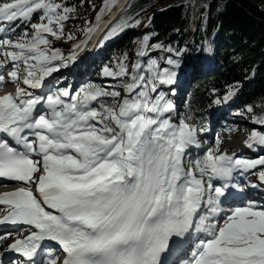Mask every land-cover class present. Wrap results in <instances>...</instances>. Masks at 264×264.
<instances>
[{
  "label": "snow or ice",
  "instance_id": "6c2138e0",
  "mask_svg": "<svg viewBox=\"0 0 264 264\" xmlns=\"http://www.w3.org/2000/svg\"><path fill=\"white\" fill-rule=\"evenodd\" d=\"M114 3L106 0L97 20ZM74 11L62 0H0V87L5 72L17 85L0 95V178L21 182L0 194V226L18 234L6 251L21 258L8 264H264V205L248 201L234 177L259 168L264 184V156L229 155L219 138L190 155L204 128L190 117L173 120L175 105L162 90L177 83V61L105 66L123 96L93 83L46 96L19 87H45L75 63L85 42L66 56L49 39L65 38ZM17 21L27 25L20 33ZM139 23L121 20L101 40ZM163 47L145 36L137 56ZM253 123L264 126V116ZM246 146L264 147V133L253 130Z\"/></svg>",
  "mask_w": 264,
  "mask_h": 264
},
{
  "label": "trees",
  "instance_id": "16d2710c",
  "mask_svg": "<svg viewBox=\"0 0 264 264\" xmlns=\"http://www.w3.org/2000/svg\"><path fill=\"white\" fill-rule=\"evenodd\" d=\"M63 4L73 8L71 18L65 24V38L52 40V47L62 50L63 42L75 43L84 40L89 27H95L105 17L101 16L106 0H62ZM120 0H115L114 8ZM127 19L129 23L140 21L138 26L130 27L113 36L104 50L103 66L115 67L120 60L133 64L134 54L142 40V34L149 37L151 44L165 41L171 35L174 49L182 54V48L191 37V53L200 52L213 32L217 39L232 34L229 43L222 42L219 53L221 68L209 79H202L196 85V107L204 100L217 101L234 89L243 93V106L253 111L264 109V0H131L119 21ZM32 22H38V14ZM117 22V23H118ZM116 23V24H117ZM16 32L20 33L27 25L17 21ZM143 30V33H142ZM28 31H31L28 28ZM71 33L75 39L67 40ZM103 67V69H104ZM94 69H97L96 66ZM98 70V69H97ZM250 79L251 82L246 80ZM114 88H117L115 86Z\"/></svg>",
  "mask_w": 264,
  "mask_h": 264
},
{
  "label": "rangeland",
  "instance_id": "374dc122",
  "mask_svg": "<svg viewBox=\"0 0 264 264\" xmlns=\"http://www.w3.org/2000/svg\"><path fill=\"white\" fill-rule=\"evenodd\" d=\"M176 35H177V34H176ZM144 37H145V36H143V38H144ZM142 40H143V39H142ZM142 40H141V41H142ZM169 43H170V41H168V40H167V43H161L164 47H163L162 49H160L161 51H159V52L162 54V57H165V55H166V56H168V59L171 58V59H173L174 61L179 62V61H180L179 59H176V57L172 56V53H171V52L167 51ZM187 46H188V45H187ZM140 48H141V42H140V46H139L138 51L140 50ZM148 52L150 53V50H148ZM155 55L158 56V53H156ZM147 57H148V56H147ZM147 57H146V58H147ZM138 60L143 61V58L137 56V61H138ZM161 62H162V58H161ZM186 65H187V64H186V61H183V64H182V66H181V68H182V73H183V70H184V68H185ZM55 75H57V73H54V74H53V76H55ZM121 95H122V96L124 95V92H123V91H121ZM263 116H264V115H263ZM244 119H245V118H242V117H238V118H237V120H240V121H243ZM243 124H244L245 127L249 128V129L253 127V126H252L251 124H249V123H243ZM241 128H242V126H241Z\"/></svg>",
  "mask_w": 264,
  "mask_h": 264
},
{
  "label": "bare ground",
  "instance_id": "6f19581e",
  "mask_svg": "<svg viewBox=\"0 0 264 264\" xmlns=\"http://www.w3.org/2000/svg\"><path fill=\"white\" fill-rule=\"evenodd\" d=\"M100 33V32H99ZM12 84V83H11ZM2 87H4L2 90H6V89H8V88H11L12 87V85H9V87H8V84H5V85H3ZM8 87V88H7ZM181 88H183V89H181ZM180 88V90H182V92H185L186 91V87H181Z\"/></svg>",
  "mask_w": 264,
  "mask_h": 264
}]
</instances>
